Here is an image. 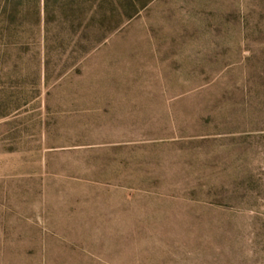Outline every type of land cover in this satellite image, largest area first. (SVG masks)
I'll list each match as a JSON object with an SVG mask.
<instances>
[{"label": "rangeland", "instance_id": "rangeland-1", "mask_svg": "<svg viewBox=\"0 0 264 264\" xmlns=\"http://www.w3.org/2000/svg\"><path fill=\"white\" fill-rule=\"evenodd\" d=\"M126 1L0 23V264H264V0Z\"/></svg>", "mask_w": 264, "mask_h": 264}, {"label": "trees", "instance_id": "trees-1", "mask_svg": "<svg viewBox=\"0 0 264 264\" xmlns=\"http://www.w3.org/2000/svg\"><path fill=\"white\" fill-rule=\"evenodd\" d=\"M37 1V0H36ZM33 5H31L30 7H27L25 10V12H30L31 10L36 12L37 15V19L38 22L41 21V18H46V16H48V12H49V0H42V7L40 6L41 3L38 0V2L35 4L34 2H32ZM93 16H90L93 19H98L99 21V32H100V36L98 38V41H101L103 39H105L107 37V35L109 34V32L111 30H113V28L111 27H107L104 25V22L106 20H109V18L112 17L113 12L116 10L115 9V0H94L93 2ZM126 4L132 9V14L137 12L138 7H144V4H140L138 6H135L132 4V2L130 0L126 1ZM123 6V4H121ZM22 6V2L21 0H0V23L5 22V19H7L9 21L8 24V29L11 27H14L13 25L14 22L16 21L15 19L21 15L22 10H20V7ZM91 7V6H90ZM59 9H64V5L61 6ZM86 11L83 10V14ZM132 14L130 13H121L119 18H129L132 16ZM42 16V17H41ZM86 19V16L85 18ZM94 46V44L92 45ZM85 49V48H84ZM85 50H89L85 49Z\"/></svg>", "mask_w": 264, "mask_h": 264}]
</instances>
